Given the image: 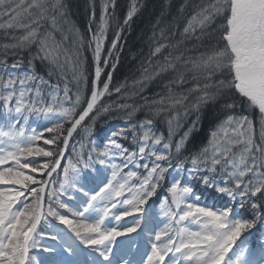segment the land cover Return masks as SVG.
Segmentation results:
<instances>
[{
    "label": "snow or ice",
    "instance_id": "1",
    "mask_svg": "<svg viewBox=\"0 0 264 264\" xmlns=\"http://www.w3.org/2000/svg\"><path fill=\"white\" fill-rule=\"evenodd\" d=\"M88 7L81 32L65 0H0V264H264V0H185L131 95L107 69L135 0L122 23L117 0ZM206 105L219 114L191 151ZM115 111L125 125L93 137Z\"/></svg>",
    "mask_w": 264,
    "mask_h": 264
},
{
    "label": "trees",
    "instance_id": "2",
    "mask_svg": "<svg viewBox=\"0 0 264 264\" xmlns=\"http://www.w3.org/2000/svg\"><path fill=\"white\" fill-rule=\"evenodd\" d=\"M128 1L129 0H117V18L121 23L128 10ZM96 2L97 5H99L100 0H96ZM190 2L195 3L198 2V0H190ZM65 3L68 8L69 19L81 30V32H83L89 21V0H65ZM135 3L139 10L133 17L132 21H130L129 25L125 28L120 46L121 50L119 52L120 63L116 70L115 78L122 74L130 75L146 66L150 50L154 46L155 39L159 38V32L161 29H164L166 35H168V37L173 41L178 39L180 27L183 26L188 14L187 10L184 13L179 12L181 5L185 3V0H135ZM97 14H99V7H97ZM114 26L115 25H113V27ZM154 33L156 34L155 39ZM112 38L113 32L112 30H109V42ZM4 42H6L4 39V33L0 32V46H2ZM188 46L191 47L192 43L188 42ZM0 51H2V47H0ZM85 55L88 57V71L90 74L92 71L91 51L89 50L85 53ZM13 59L14 58L9 55L10 64L13 62ZM35 64L38 73L40 75H45L48 71L47 62L36 60ZM168 75L169 74H164L163 76L146 82L144 90L139 91V89H135L136 95L133 97L146 95L147 93L155 96V94L162 92L163 84L167 82ZM45 78L47 77L45 76ZM89 79H91V75H89ZM194 86L195 82L190 79L188 84L178 88L177 91L183 92L186 91L187 88ZM133 91L134 88H129L127 89V94L131 95ZM192 95H195V93ZM218 114V110L214 105H206L202 107L199 123L188 138L187 147L189 150L196 151L207 142V138L210 131L214 127V122ZM144 115L145 111L142 110L136 114L135 119H143ZM35 120L36 118L33 117V121ZM195 120L196 114L194 112H190L186 118L182 119L181 127L177 130V136L182 135L183 132L187 131L191 126V123ZM110 122L112 121H110L108 117L104 116L97 121L95 128H104L110 124ZM122 124L125 125V123ZM111 128L114 129L113 127ZM161 130H163L162 126ZM209 191L212 190L209 189ZM224 198L227 199V197Z\"/></svg>",
    "mask_w": 264,
    "mask_h": 264
},
{
    "label": "rangeland",
    "instance_id": "3",
    "mask_svg": "<svg viewBox=\"0 0 264 264\" xmlns=\"http://www.w3.org/2000/svg\"><path fill=\"white\" fill-rule=\"evenodd\" d=\"M131 3H132V0H129V1H128V7L130 6ZM125 28H126V26L124 27V31H125ZM123 36H124V32H123V34H122L121 42H122ZM120 46H121V43H120L119 47H120ZM110 63H111V62H110ZM119 63H120V59L118 60V62H116V67H115L114 70H111V68L107 69V70L112 71V77H113V79H112V84H113V85H119L118 82L116 83V81H115V79H114V78H115L116 70H117V68H118V66H119ZM147 66H148V64H146L145 67H147ZM143 69H144V68H142L141 70L135 71L134 73L130 74V75H132V77L130 78V79H132V82H130L131 84H130L129 88H133L134 81H136V80H138V79L141 78V75H142ZM147 82H148V81H147ZM127 87H128V86H126V88H127ZM142 96H146V97L152 98L153 95L147 93L146 95H140V96H138V97L135 96V97H133L132 99L127 100V101H124V102H126V103H130V104H132V103H141V102H143V101L141 100V97H142ZM115 99H117V97H116L115 95H114L113 97H105V100H106V101L115 100ZM121 102H123V101H121ZM105 116L108 117L109 120L112 121V122H110V124H108V125H107L106 127H104V128H101V129H97V128H95L94 133H93V137L95 136V131L105 130V129H106V130H108V129H112L111 127H113L114 129H118V128H120V127H123L124 124H122V123H125V119H126L125 113H124V112H121V111H115V112L110 113V114H107V115H105ZM135 116H136V115H135ZM137 117H138V116H137ZM135 118H136V117H134V119H135ZM70 147H71V145H70Z\"/></svg>",
    "mask_w": 264,
    "mask_h": 264
},
{
    "label": "bare ground",
    "instance_id": "4",
    "mask_svg": "<svg viewBox=\"0 0 264 264\" xmlns=\"http://www.w3.org/2000/svg\"><path fill=\"white\" fill-rule=\"evenodd\" d=\"M132 77V75H127V74H122L120 76H118L117 78H114L116 83L118 82V84L124 83L126 84L127 89H129L130 86V82H132V79H130Z\"/></svg>",
    "mask_w": 264,
    "mask_h": 264
}]
</instances>
